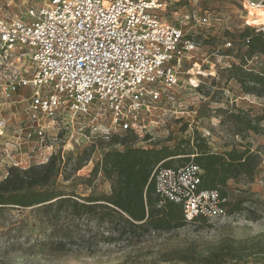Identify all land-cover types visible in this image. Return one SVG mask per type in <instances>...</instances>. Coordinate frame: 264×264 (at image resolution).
I'll list each match as a JSON object with an SVG mask.
<instances>
[{"label": "built area", "instance_id": "1", "mask_svg": "<svg viewBox=\"0 0 264 264\" xmlns=\"http://www.w3.org/2000/svg\"><path fill=\"white\" fill-rule=\"evenodd\" d=\"M222 1L225 6L209 7L204 0H37L19 14L1 12L0 143L8 128L1 110L23 87H31L27 122L17 130L31 142L35 165L48 162L59 136L80 131L82 119L108 117L112 131L143 136L155 104L169 99L182 79L193 88L217 80L213 71L201 70L198 55L207 41L217 40L216 52L240 53L252 34H264V23H254L264 0ZM227 3L242 13L232 37L225 36L231 31ZM170 7L175 22L165 16ZM245 30L250 34L241 36ZM219 56L225 68L229 56ZM96 130L90 126L89 137ZM202 173L193 155L173 167L157 165L152 175L159 203L179 204L186 222L224 217L227 199L217 188L199 189Z\"/></svg>", "mask_w": 264, "mask_h": 264}, {"label": "rangeland", "instance_id": "2", "mask_svg": "<svg viewBox=\"0 0 264 264\" xmlns=\"http://www.w3.org/2000/svg\"><path fill=\"white\" fill-rule=\"evenodd\" d=\"M36 2L0 0V13L19 14ZM204 5L225 6L222 0H204ZM226 7L231 16L226 24L231 31L225 36L232 37L240 25L238 15L242 13L231 3ZM170 9L173 7L167 8L166 19L175 22ZM216 44L215 38L207 41L198 56L202 60L201 70L213 71L217 80L207 78L206 84L193 88L186 78L182 79L171 91L169 99L163 97L155 104L152 115L147 118L143 136L112 131L109 118L100 116L94 120L82 119L79 124L82 131L70 128L67 135L59 136L52 150L59 163L42 188L54 187L82 196L109 194L111 178L102 170L93 174L94 166L105 151L123 150L129 145L174 148L183 144L181 147L191 159L192 144L182 142L192 143L195 137H200L213 149L240 144L258 151L261 156L254 180L236 179L227 191L226 215L218 219L187 222L169 232H152L134 241L99 238L98 242L89 245L85 237L78 238L84 240H79L81 242L77 245L58 246L55 242L66 232L70 222L66 217L62 216L53 227L49 217L36 206L25 209L6 206L0 210V264H264V118L259 122L261 130L255 133L243 132V124L233 117L238 113L254 120L264 117V97L243 92L237 80L227 78L231 67L242 62L247 70L264 72V55L249 57L244 54L242 59L241 54L245 50L239 53L221 48L216 52L213 49ZM219 53L229 56L225 59V68L221 67L224 58H220ZM30 93L31 87L19 89L17 101L6 102L1 110V115L8 121V128L6 138L0 143V183L6 173L14 178H38L43 169L37 168L42 164H33L30 157L32 144L27 142L26 133L17 130L27 122L25 107ZM98 111L102 112V109ZM90 126L97 129L93 137H89ZM10 140L19 143L16 149ZM185 156L173 157V165L188 161L184 160ZM14 161H18L20 167H9ZM40 187L35 185L30 189ZM239 199L244 200L243 209L229 212ZM89 229L108 234L105 222L97 227L94 221L87 226L82 220L80 235Z\"/></svg>", "mask_w": 264, "mask_h": 264}, {"label": "trees", "instance_id": "3", "mask_svg": "<svg viewBox=\"0 0 264 264\" xmlns=\"http://www.w3.org/2000/svg\"><path fill=\"white\" fill-rule=\"evenodd\" d=\"M249 34L250 31L245 30L241 36ZM244 54L249 57L264 55V34H252L247 49L241 54L242 59ZM244 66V62L233 65L227 78L237 80L243 92L264 97V72L247 70ZM233 117L243 124V132L255 133L261 130L259 122L264 118L259 116L254 120L239 113L233 114ZM182 143L192 144L193 161L202 168L199 189L217 188L222 197L227 196L229 179L245 177L247 182H252L261 162L259 152L249 146L232 144L229 149L214 152L209 149L207 141L200 137H195L192 143ZM182 145L174 148L129 145L123 150L105 151L93 169V174L102 170L111 178L109 194L101 195L82 196L54 187L42 188L48 183L56 170V164L59 163L58 156L52 155L48 162L37 166L43 168L38 178H14L8 175L0 183V210L6 206L24 209L36 206L49 217L53 227L62 216L66 217L70 222L66 232L55 242L58 246L77 245L81 242L79 240H84L78 238L85 237L87 242H84L90 245L98 242L99 238L108 241L126 238L127 241H134L152 232H169L187 222L179 204L171 201L159 203L152 173L157 165L173 167L175 156L186 155L184 160H189ZM35 185H41L40 189H30ZM243 202V199H239L229 212L243 209ZM82 220H85L87 226L94 221L97 227L105 222L108 234L104 235L98 229H89L83 236L80 235ZM59 228L61 229L60 226Z\"/></svg>", "mask_w": 264, "mask_h": 264}, {"label": "crops", "instance_id": "4", "mask_svg": "<svg viewBox=\"0 0 264 264\" xmlns=\"http://www.w3.org/2000/svg\"><path fill=\"white\" fill-rule=\"evenodd\" d=\"M208 144H209V143H208ZM208 147H209V149H210L211 151H214V152H222V151H224L225 149H229V148L231 147V145H224V146L221 147V149H220V148H218V149H213V148H211L210 145H208ZM233 181H236V179H229V180L227 181V189H226L227 191H229V188L233 186Z\"/></svg>", "mask_w": 264, "mask_h": 264}, {"label": "bare ground", "instance_id": "5", "mask_svg": "<svg viewBox=\"0 0 264 264\" xmlns=\"http://www.w3.org/2000/svg\"><path fill=\"white\" fill-rule=\"evenodd\" d=\"M257 15L254 23H264V11H257Z\"/></svg>", "mask_w": 264, "mask_h": 264}]
</instances>
